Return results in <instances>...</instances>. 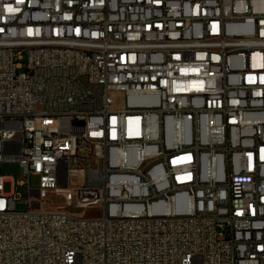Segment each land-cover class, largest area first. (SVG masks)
<instances>
[{"label":"built area","instance_id":"obj_1","mask_svg":"<svg viewBox=\"0 0 264 264\" xmlns=\"http://www.w3.org/2000/svg\"><path fill=\"white\" fill-rule=\"evenodd\" d=\"M0 264H264V0H0Z\"/></svg>","mask_w":264,"mask_h":264},{"label":"rangeland","instance_id":"obj_2","mask_svg":"<svg viewBox=\"0 0 264 264\" xmlns=\"http://www.w3.org/2000/svg\"><path fill=\"white\" fill-rule=\"evenodd\" d=\"M19 172V165L16 162H11V161H5L2 164V173L4 175H7L9 178H13L15 177ZM32 185L36 186L38 185V178H33L32 180ZM5 190L6 192H10L11 191V183L7 182L5 184ZM18 192L22 195L25 196L26 190L23 188H19ZM45 197L50 198L53 200V202L62 205L64 203V201L60 198H58L54 192L52 191H46L45 192ZM99 207H92L91 209L86 211V216H97L99 215Z\"/></svg>","mask_w":264,"mask_h":264},{"label":"snow or ice","instance_id":"obj_3","mask_svg":"<svg viewBox=\"0 0 264 264\" xmlns=\"http://www.w3.org/2000/svg\"><path fill=\"white\" fill-rule=\"evenodd\" d=\"M9 11H12V9H9Z\"/></svg>","mask_w":264,"mask_h":264}]
</instances>
